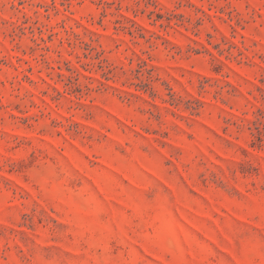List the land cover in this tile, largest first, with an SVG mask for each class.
Here are the masks:
<instances>
[{
    "label": "rangeland",
    "instance_id": "374dc122",
    "mask_svg": "<svg viewBox=\"0 0 264 264\" xmlns=\"http://www.w3.org/2000/svg\"><path fill=\"white\" fill-rule=\"evenodd\" d=\"M0 264H264V0H0Z\"/></svg>",
    "mask_w": 264,
    "mask_h": 264
}]
</instances>
